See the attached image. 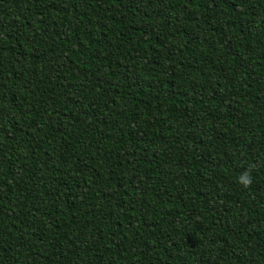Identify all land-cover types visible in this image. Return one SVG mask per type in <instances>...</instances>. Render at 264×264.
Segmentation results:
<instances>
[{
    "label": "trees",
    "instance_id": "trees-1",
    "mask_svg": "<svg viewBox=\"0 0 264 264\" xmlns=\"http://www.w3.org/2000/svg\"><path fill=\"white\" fill-rule=\"evenodd\" d=\"M0 264H264V0H0Z\"/></svg>",
    "mask_w": 264,
    "mask_h": 264
},
{
    "label": "clouds",
    "instance_id": "clouds-1",
    "mask_svg": "<svg viewBox=\"0 0 264 264\" xmlns=\"http://www.w3.org/2000/svg\"><path fill=\"white\" fill-rule=\"evenodd\" d=\"M238 182L241 183L244 188H247L252 184L253 178L250 173L246 171L238 178Z\"/></svg>",
    "mask_w": 264,
    "mask_h": 264
}]
</instances>
